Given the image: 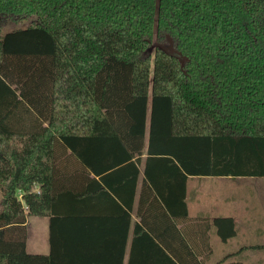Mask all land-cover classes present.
Wrapping results in <instances>:
<instances>
[{"label":"trees","instance_id":"trees-1","mask_svg":"<svg viewBox=\"0 0 264 264\" xmlns=\"http://www.w3.org/2000/svg\"><path fill=\"white\" fill-rule=\"evenodd\" d=\"M190 177L264 178V0H0V264H106L91 200L136 218L126 264H193Z\"/></svg>","mask_w":264,"mask_h":264},{"label":"crops","instance_id":"crops-1","mask_svg":"<svg viewBox=\"0 0 264 264\" xmlns=\"http://www.w3.org/2000/svg\"><path fill=\"white\" fill-rule=\"evenodd\" d=\"M242 178L250 177H190L188 179L186 184L188 217L190 220L203 218L206 221L192 222L196 223L193 225L200 227V230L192 226L191 231L187 232L189 233V238L192 240V250L196 254L193 264H229L238 262L244 264L243 262L245 261H248L250 264H261L264 262V259H258L255 255L257 251L264 250L243 249L241 251L243 247L264 244V241L260 243L255 241L254 238H246L248 235H255V238L264 237V198L261 199L256 192L246 193V185L241 182ZM87 204H91V206H83L80 213L78 212L79 208H76L75 216H83L84 218L91 216L92 220H96V225L92 228L93 241L98 246H105L100 256L101 259L105 260L106 264H109L110 259L112 260L117 256L119 248H121L123 243V264H126L131 249L132 223L133 220L136 221V218L129 210L128 235L125 237L126 218H121L114 204L108 203L107 206H104L103 201L91 200V202H86L82 205ZM134 206H136V201ZM222 217L232 218L236 227V235L226 242L220 241L214 229H204V225L207 223L211 224L213 219ZM31 220L33 222L30 229L29 223ZM79 220L76 219V225L63 224L60 228V233L65 238H71L73 228L80 226L78 225ZM48 224V217L29 216L26 218V251L28 247V234L30 241L33 242L31 246L35 250L40 251H27L28 253H48ZM240 234L247 241L245 244L235 243L233 245L232 241ZM186 237H188V234ZM235 246L236 248H234ZM175 249L177 253L184 251L180 248L179 244L176 245Z\"/></svg>","mask_w":264,"mask_h":264},{"label":"rangeland","instance_id":"rangeland-1","mask_svg":"<svg viewBox=\"0 0 264 264\" xmlns=\"http://www.w3.org/2000/svg\"><path fill=\"white\" fill-rule=\"evenodd\" d=\"M28 22L25 21V22H19V23H15V24H6L4 25L2 28H4V30H2V32H6V31H10L14 28H20V27H23L27 24ZM12 27V28H11ZM165 50L167 52H172V48L170 45L164 47ZM240 182V181H238ZM246 186H245V189L247 190L246 193H251V192H256L259 194V197L261 199L264 198V178H261V177H250V178H242V181ZM41 220V219H40ZM32 220L30 221L29 223V227L31 229V225H32ZM30 236L28 234V247H27V251L28 252H40V251H37L35 250L31 245H33L32 241H30ZM246 238H254L255 241L257 242H260L262 243L264 241V237L262 238H259V237H256L255 238V235H248L246 236ZM247 240L242 236V234H240L238 237H236V239H234L232 242H233V245H235V243H241V244H245ZM264 243V242H263ZM236 248V246L234 247ZM255 255L258 257V259H264V251H257L255 253ZM244 264H250L248 261H245L243 262Z\"/></svg>","mask_w":264,"mask_h":264},{"label":"water","instance_id":"water-1","mask_svg":"<svg viewBox=\"0 0 264 264\" xmlns=\"http://www.w3.org/2000/svg\"><path fill=\"white\" fill-rule=\"evenodd\" d=\"M171 55H174V56H176L177 58H179V59H182L179 55H176L175 53H173V51L172 52H169Z\"/></svg>","mask_w":264,"mask_h":264}]
</instances>
